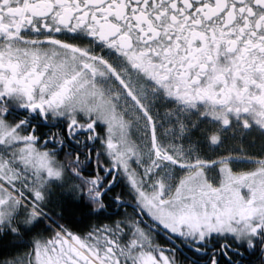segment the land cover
I'll list each match as a JSON object with an SVG mask.
<instances>
[{"label":"flooded vegetation","instance_id":"flooded-vegetation-1","mask_svg":"<svg viewBox=\"0 0 264 264\" xmlns=\"http://www.w3.org/2000/svg\"><path fill=\"white\" fill-rule=\"evenodd\" d=\"M54 135L85 142L70 147L72 168L104 172L84 180L83 202L108 214L124 207L111 182L123 170L169 164L156 154L183 166L196 162L191 156L215 165L238 154L264 159V0H0V240L22 246L0 264H27L28 230L29 264H39L43 203L21 172L25 148L42 150ZM101 154L108 164L95 161ZM119 223L98 227L106 233ZM230 236L237 245L201 250L207 261L171 242L191 263L261 264L253 258L257 244L264 257V225ZM50 240L73 255L58 263L95 264L58 235ZM169 248L162 251L174 264Z\"/></svg>","mask_w":264,"mask_h":264},{"label":"rangeland","instance_id":"rangeland-1","mask_svg":"<svg viewBox=\"0 0 264 264\" xmlns=\"http://www.w3.org/2000/svg\"><path fill=\"white\" fill-rule=\"evenodd\" d=\"M25 154L26 168L21 172L22 178L30 186V195L41 193L42 207L57 192L70 194L73 186H69L66 170L55 157L44 149L38 151L30 146L25 148ZM164 156L174 160L172 156ZM0 157L7 159L5 154ZM190 158L197 160L177 166H206L182 170L164 164L155 169L122 171L133 186L138 208L148 218L167 234L195 242H203L216 234L237 233V237H242L243 233H253L264 225V165L249 166L245 162L250 159L243 163L244 159L238 156L231 159L232 163L223 165L199 160L198 156ZM261 161L264 164V160ZM33 162L39 164L36 173L32 169ZM4 165L5 169H11L8 163ZM36 209L38 213L40 208ZM121 222L120 228L111 232H94L96 237L91 235L85 240L74 237L72 248L80 253L81 247L84 248L95 264H172L162 250L150 246L147 241L150 231L138 229L134 220L122 219ZM139 235L143 239L138 238ZM52 248L48 251L49 245L46 250L38 246L36 259L39 264H61L57 261L73 256L68 248L66 252L55 244Z\"/></svg>","mask_w":264,"mask_h":264},{"label":"trees","instance_id":"trees-1","mask_svg":"<svg viewBox=\"0 0 264 264\" xmlns=\"http://www.w3.org/2000/svg\"><path fill=\"white\" fill-rule=\"evenodd\" d=\"M42 148L48 151L53 157H55L60 164L63 165L66 170V175L68 178L69 186L73 187L70 190V194H64L63 192H57L56 196H53L46 201L45 207L39 209V221L40 228L36 233L37 240L40 242V248L46 250V246H48V241L52 237V233L54 232L52 227L48 226V222H50L54 227L58 228L66 237L69 239L85 240L89 239L94 232L105 233L99 227L103 226L104 223L109 222L110 220H119L120 219H130L134 220V223H137L136 227L144 228L150 231L152 236V244L154 248L168 249L172 262L174 264H196L191 263L189 258H186L182 251L178 248L179 246L184 249L186 253L190 255L194 260V262L204 260L207 261L209 257V253L202 255L203 251H211L209 248L211 244H216L217 246L221 244L223 241L233 242L237 245V242L234 237L230 235H212L210 238L204 240L203 242H195L192 240H186L180 237H173L170 239L157 224H155L150 218H148L137 206L136 198L134 196L133 186L128 180H125V177H121L119 180L113 182L112 190H110L109 194L112 197L118 198L122 205L124 206L122 210L117 211L115 214H108L105 210H96L93 212L90 210L88 206L83 202L84 200V189L85 183L84 180L88 177V175L92 176L94 179L102 176L104 172L101 170L95 171L83 169L73 171L72 163H73V153L70 152V147H80L85 144V142H80L75 139V142L72 143L67 137H56L55 135L52 138H43L42 140ZM235 147H240L238 143H235ZM238 157H243L244 155L238 154L235 155ZM95 157V155L93 156ZM80 161H84L82 155L79 157ZM93 161V158H92ZM97 162H101L104 164L109 163L108 156L97 157L95 160ZM111 178V174H107L105 176V181L107 184ZM112 206H111V205ZM44 205V204H43ZM110 206V209L114 210L116 207V202L111 197L107 200V206ZM107 208V210H110ZM121 209V208H120ZM99 226V227H98ZM74 228V229H73ZM126 230V229H125ZM31 232L27 231V239H26V248H25V260L26 263L29 264V261L34 259V239L31 237ZM69 234V235H68ZM57 235V234H56ZM118 237V235H116ZM121 235H119V238ZM123 237H125L123 235ZM14 238L9 239V243L4 239L0 240V259L8 254L11 257L18 253L22 246L17 243H14ZM176 244H172V242ZM47 242V243H46ZM53 241L51 245H49V250L51 251L53 248ZM219 243V244H218ZM260 243V242H259ZM256 244V243H255ZM176 245V246H175ZM261 249V247H260ZM257 244V248H255L256 254L253 258L254 261H259L261 264H264V257L262 255V249L260 250ZM203 250V251H201ZM62 257V256H60ZM251 257V256H250ZM211 258L210 260H212ZM209 264V262H208Z\"/></svg>","mask_w":264,"mask_h":264},{"label":"crops","instance_id":"crops-1","mask_svg":"<svg viewBox=\"0 0 264 264\" xmlns=\"http://www.w3.org/2000/svg\"><path fill=\"white\" fill-rule=\"evenodd\" d=\"M46 243H47V242H46ZM51 243H52V241H51V240H49L47 244H48V245H51Z\"/></svg>","mask_w":264,"mask_h":264},{"label":"bare ground","instance_id":"bare-ground-1","mask_svg":"<svg viewBox=\"0 0 264 264\" xmlns=\"http://www.w3.org/2000/svg\"><path fill=\"white\" fill-rule=\"evenodd\" d=\"M174 161V160H173ZM175 165H178V164H176L175 162H173ZM180 167V166H179ZM74 229V228H73Z\"/></svg>","mask_w":264,"mask_h":264},{"label":"water","instance_id":"water-1","mask_svg":"<svg viewBox=\"0 0 264 264\" xmlns=\"http://www.w3.org/2000/svg\"><path fill=\"white\" fill-rule=\"evenodd\" d=\"M113 181H114V180H113ZM113 181L111 182V184L113 183ZM111 184H110V185H111ZM110 185H109V186H110ZM109 186H108V187H109Z\"/></svg>","mask_w":264,"mask_h":264}]
</instances>
